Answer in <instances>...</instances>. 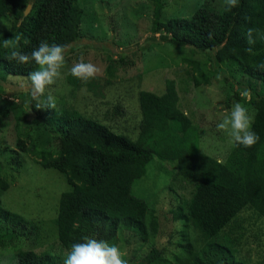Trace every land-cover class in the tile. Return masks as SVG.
<instances>
[{
    "label": "trees",
    "instance_id": "1",
    "mask_svg": "<svg viewBox=\"0 0 264 264\" xmlns=\"http://www.w3.org/2000/svg\"><path fill=\"white\" fill-rule=\"evenodd\" d=\"M151 1V33L162 32V40L191 47L207 55L212 65L229 72L235 67L244 76L234 97L248 95L258 141L249 147L232 146L218 163L199 152L198 129L187 116L170 119L162 100L146 94L139 99L141 120L134 140L73 109L46 104L43 111L33 98L31 111L57 147L39 150L37 136L21 131L16 117L14 148L64 178L68 189L59 195L52 223L65 251L85 236L110 242L121 230L138 233L141 241L152 238L157 229L154 209L132 193V186L157 160L174 165V180L195 184L189 200L173 216L198 234L193 241L186 236L191 242L179 243L180 254L171 260L153 249L137 264H203L211 253L221 255V264H249L237 248L246 231L240 214L251 209L264 217V0H237L232 7L224 0L219 11L202 6L188 18L167 21L160 20L162 1ZM28 4L31 10L24 15ZM83 15L78 0H0V90L8 77L25 78L39 67L12 59L13 49L30 53L44 40L67 45L70 53L81 38ZM190 65L193 85L208 84L202 68L195 62ZM68 82L76 87L78 78L69 74ZM17 157L12 162L19 166ZM0 189H6L1 181ZM4 229L18 238L38 230L0 205V230ZM57 259L48 251L19 249L14 254V264H57Z\"/></svg>",
    "mask_w": 264,
    "mask_h": 264
},
{
    "label": "rangeland",
    "instance_id": "2",
    "mask_svg": "<svg viewBox=\"0 0 264 264\" xmlns=\"http://www.w3.org/2000/svg\"><path fill=\"white\" fill-rule=\"evenodd\" d=\"M161 1L164 4L161 21L188 18L202 6L219 11L224 3V0ZM78 3L84 11L81 38L74 43L72 52H66L60 77L44 94L35 97L39 108L45 111L47 96L51 95L55 98L54 108L73 109L134 140L141 120L139 99L146 94L156 96L162 100L170 119L187 116L198 129L201 154L224 161L233 143L216 124L236 102L248 107L253 115L246 93L241 94L244 100L234 97L244 76L235 67L229 72L225 66L212 65L207 55L191 47L174 46L162 40V32L151 33V0H78ZM80 59L93 63L98 72L87 80L78 78L76 87H72L68 76L72 65ZM190 62L202 68L208 84L193 85ZM32 93L28 77H8L0 90V181L6 185V189H0V205L38 228L19 238L9 235L6 229L0 230V264H14V254L19 249L48 251L59 258L57 264H63L66 254L52 223L59 195L68 189L64 178L53 169H43L14 148L16 117L21 131L37 136L39 150L57 147L53 135L42 129L41 119L31 111ZM15 156L19 166L12 162ZM173 173L172 163L155 160L132 186V193L154 209L157 229L148 240L141 241L138 233L128 229L119 231L110 241L119 247L128 264L145 262V256L153 249L171 260L180 254L179 243L185 245L191 242L187 237L193 241L198 234L192 226L173 216L195 189L192 181L174 180ZM239 218L246 228L242 247L237 248L239 254H246L249 264H262L264 217L246 209ZM195 248L199 246L195 244ZM221 261L220 254L211 253L203 264Z\"/></svg>",
    "mask_w": 264,
    "mask_h": 264
},
{
    "label": "clouds",
    "instance_id": "3",
    "mask_svg": "<svg viewBox=\"0 0 264 264\" xmlns=\"http://www.w3.org/2000/svg\"><path fill=\"white\" fill-rule=\"evenodd\" d=\"M236 3L237 0H227L228 7ZM28 5L31 6V4ZM3 43L7 46L9 40L5 39ZM66 49L67 45L42 40L30 53L17 49L12 50L11 58L15 61L34 62L39 66L37 70L28 73L34 98L44 94L48 86L60 77V70L65 63ZM70 72L76 78L87 80L95 76L98 68L93 63L80 59L72 65ZM47 105L54 107L55 98L53 96H47ZM252 122L253 115L250 109L236 102L232 104L228 114L216 124V128L227 133L233 146L249 147L259 139L252 129ZM217 162L222 163L219 160ZM63 264H128V262L122 258L121 250L115 243L85 236L80 241L71 244L63 258Z\"/></svg>",
    "mask_w": 264,
    "mask_h": 264
},
{
    "label": "water",
    "instance_id": "4",
    "mask_svg": "<svg viewBox=\"0 0 264 264\" xmlns=\"http://www.w3.org/2000/svg\"><path fill=\"white\" fill-rule=\"evenodd\" d=\"M30 10H31V6L27 5L24 10V15H27Z\"/></svg>",
    "mask_w": 264,
    "mask_h": 264
}]
</instances>
